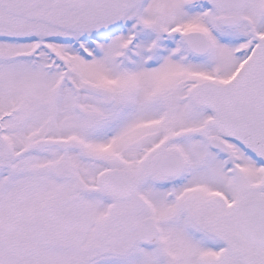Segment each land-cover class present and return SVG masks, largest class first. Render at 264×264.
<instances>
[{"label": "snow or ice", "instance_id": "obj_1", "mask_svg": "<svg viewBox=\"0 0 264 264\" xmlns=\"http://www.w3.org/2000/svg\"><path fill=\"white\" fill-rule=\"evenodd\" d=\"M0 264H264V0H0Z\"/></svg>", "mask_w": 264, "mask_h": 264}]
</instances>
